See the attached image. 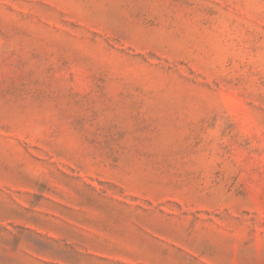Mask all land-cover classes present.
Masks as SVG:
<instances>
[{
	"label": "rangeland",
	"instance_id": "1",
	"mask_svg": "<svg viewBox=\"0 0 264 264\" xmlns=\"http://www.w3.org/2000/svg\"><path fill=\"white\" fill-rule=\"evenodd\" d=\"M0 264H264V0H0Z\"/></svg>",
	"mask_w": 264,
	"mask_h": 264
}]
</instances>
